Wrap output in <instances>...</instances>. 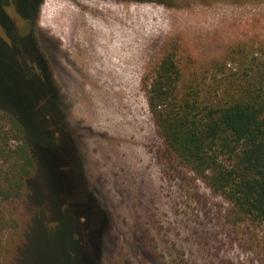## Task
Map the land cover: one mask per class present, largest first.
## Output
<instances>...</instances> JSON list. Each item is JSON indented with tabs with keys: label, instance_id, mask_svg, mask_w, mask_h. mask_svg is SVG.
Returning a JSON list of instances; mask_svg holds the SVG:
<instances>
[{
	"label": "rangeland",
	"instance_id": "rangeland-1",
	"mask_svg": "<svg viewBox=\"0 0 264 264\" xmlns=\"http://www.w3.org/2000/svg\"><path fill=\"white\" fill-rule=\"evenodd\" d=\"M167 2L41 0L33 35L48 64L42 69L104 217L97 212L77 227L70 218L57 221L59 205L48 204L41 220L33 219L39 200L52 190L82 193L80 184L41 167L23 197L0 200V264H74L72 255L80 253L84 264H264V222L234 221L228 203L175 162L145 97L165 53L175 54L185 80L219 78L216 66L236 70L238 53L259 55L264 0ZM16 28L19 33L10 36L0 28L4 109L13 108L16 96L41 99L50 92L36 63L23 74L28 28ZM39 109L49 111L47 105Z\"/></svg>",
	"mask_w": 264,
	"mask_h": 264
},
{
	"label": "trees",
	"instance_id": "trees-1",
	"mask_svg": "<svg viewBox=\"0 0 264 264\" xmlns=\"http://www.w3.org/2000/svg\"><path fill=\"white\" fill-rule=\"evenodd\" d=\"M146 1L168 4L167 0ZM40 2L0 0V28L6 36L19 33L16 27L28 28L23 74L32 73L28 64L36 63L35 68L43 73L42 82L50 90L41 99L23 97L20 101L16 96L13 108H0V200L23 197L29 181H35L33 187L38 182L41 167L52 176L56 171L61 180L80 184L82 193L60 187L52 190L46 199L39 200L31 216L41 220L48 204L59 205L55 219L70 218L81 227L97 212L102 217L104 213L87 190L71 136L63 129L61 104L42 69L48 64L33 35ZM236 60V70L226 69L227 63L216 66L219 78L185 80L175 54L165 53L148 78L145 97L156 132L175 162L228 203V214L234 221L258 224L264 222V49L248 57L238 53ZM44 105L49 111H40ZM62 139L67 141L63 146ZM63 157L66 163L59 160ZM91 206L98 210L89 214ZM76 244L83 249L79 239ZM99 245L100 239L95 247ZM72 257L77 259L74 264H84V253Z\"/></svg>",
	"mask_w": 264,
	"mask_h": 264
}]
</instances>
